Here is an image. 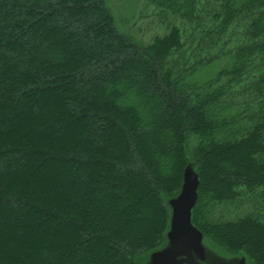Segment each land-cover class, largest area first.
Instances as JSON below:
<instances>
[{
	"label": "trees",
	"instance_id": "trees-1",
	"mask_svg": "<svg viewBox=\"0 0 264 264\" xmlns=\"http://www.w3.org/2000/svg\"><path fill=\"white\" fill-rule=\"evenodd\" d=\"M142 1L180 26L144 44L105 0H0V264H138L188 164L194 226L264 264V0Z\"/></svg>",
	"mask_w": 264,
	"mask_h": 264
},
{
	"label": "rangeland",
	"instance_id": "rangeland-1",
	"mask_svg": "<svg viewBox=\"0 0 264 264\" xmlns=\"http://www.w3.org/2000/svg\"><path fill=\"white\" fill-rule=\"evenodd\" d=\"M105 5L109 13L111 14L114 21V25L116 26L118 31L130 35L144 44L150 43L155 36L165 35L167 33V27L169 25L175 24L180 26L179 20H175L170 17H167V19L162 21L159 18L158 11L154 8V6L142 0H105ZM223 61L224 60H221V64L215 65L213 68H211L210 73L207 72V75L208 76L213 75L215 71H217V69L224 64ZM226 62L227 61H225V64H227ZM230 99H232L231 101H233L239 106V110L236 109L238 110V112L243 110V105H241L240 98H236V96L231 98V96L228 95L227 101H229ZM242 200L244 199H241L232 204H223V205L214 206V208L209 211V214L206 216L205 219H208L210 222H228V221H234L240 219L244 216L253 213L256 214L253 203L249 204L245 201L241 202ZM201 234H202V244L204 248H206V250H222V251H226L228 254L231 255L245 257L242 251L228 250L225 247H221L219 243L212 237L210 236L205 237L202 232ZM165 245H166V241L163 247ZM158 250L148 253L146 257L138 264H143L144 262H146L149 255ZM244 259H246L247 264H252L250 259H247L246 257Z\"/></svg>",
	"mask_w": 264,
	"mask_h": 264
},
{
	"label": "water",
	"instance_id": "water-1",
	"mask_svg": "<svg viewBox=\"0 0 264 264\" xmlns=\"http://www.w3.org/2000/svg\"><path fill=\"white\" fill-rule=\"evenodd\" d=\"M198 186V175L194 167L188 164L183 171L178 195L167 202L171 213L166 245L153 252L145 264H195L194 259L202 257L206 250L202 244V234L191 221Z\"/></svg>",
	"mask_w": 264,
	"mask_h": 264
},
{
	"label": "flooded vegetation",
	"instance_id": "flooded-vegetation-1",
	"mask_svg": "<svg viewBox=\"0 0 264 264\" xmlns=\"http://www.w3.org/2000/svg\"><path fill=\"white\" fill-rule=\"evenodd\" d=\"M150 255L147 261L144 262L143 264L149 261ZM244 258H245L244 256L241 257L237 255H231L228 254L226 251H222V250H204L202 257L195 258L194 261L196 262L195 264H247L246 259ZM183 264H188V263H183Z\"/></svg>",
	"mask_w": 264,
	"mask_h": 264
}]
</instances>
